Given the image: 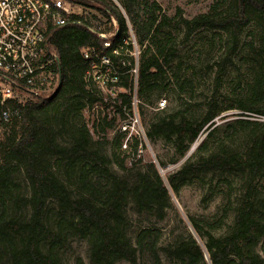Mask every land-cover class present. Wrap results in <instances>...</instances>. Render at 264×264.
Segmentation results:
<instances>
[{
  "label": "trees",
  "instance_id": "obj_1",
  "mask_svg": "<svg viewBox=\"0 0 264 264\" xmlns=\"http://www.w3.org/2000/svg\"><path fill=\"white\" fill-rule=\"evenodd\" d=\"M74 1L96 9L115 27L109 30L111 36L99 37L89 30L84 16L81 23L49 27L57 88L49 98L15 102L20 119L0 123V264H66L64 253L71 239L86 243L89 264H162L160 255L168 264H264V122L239 118L227 123L223 138L231 139L239 131L238 148L215 138L217 127L209 130L192 155L166 177L169 188L154 163L127 166L120 156L127 147L136 153L143 141L136 135L127 138L126 130L110 142L93 138L91 129L104 135L112 124L104 117L89 128L82 120V112L102 98L84 75L97 55L107 56L118 73L115 87L123 89L118 97L132 110V97L141 99L163 83L165 67L176 56L168 30L173 19L155 0H118L123 13L111 0ZM178 23L186 37L206 28L223 33L233 48L241 44L250 80L238 107L264 115V0H213L206 13ZM132 34L141 47L137 63L125 54L133 48ZM85 49L94 50L88 59L82 56ZM221 111L211 100L199 119L182 111L168 113L152 121L144 136L169 142L174 163L186 157L201 130ZM228 175L238 178L233 205ZM213 181L222 199L221 187L229 190L224 210L233 211V222L227 233L211 232L222 226L225 211L214 220L187 217L201 242L185 228L164 241L156 222L165 217L170 190L177 193L190 182ZM129 207L154 222L139 221L133 231ZM72 264L84 262L75 256Z\"/></svg>",
  "mask_w": 264,
  "mask_h": 264
},
{
  "label": "rangeland",
  "instance_id": "obj_2",
  "mask_svg": "<svg viewBox=\"0 0 264 264\" xmlns=\"http://www.w3.org/2000/svg\"><path fill=\"white\" fill-rule=\"evenodd\" d=\"M116 8L123 13L118 0H111ZM164 14L172 18V24L168 30L173 36L172 45L176 50L174 60L165 67L164 81L160 83L153 92H149L139 99L132 97V110L127 109L118 97L123 89L115 87L111 93L107 88L99 89L101 103L82 112V120L89 128L106 117L111 122V127L98 136L91 129V135L94 139L100 137L104 141H111L116 134L126 128V137L136 135L143 141L144 147L139 144L136 153H133L129 147L126 152L120 156L125 159L127 166L136 165V168H142L148 162L154 163L163 181L169 188L166 177L176 171L187 157H190L195 147L203 141L209 130L217 127L214 136L217 139H225L224 127L236 119H246L251 121L264 122V115L254 114L244 111L238 107V100L245 98L246 84L250 80V71L248 65L243 60L241 44L233 48L230 43L225 42L224 34L219 31H212L206 28H198L192 31L190 35L185 36V29L179 24V20H190L200 14L208 11L213 0H155ZM92 24L99 26L105 34L112 31L114 23L109 22L99 11L92 7H81L78 11ZM247 30V29H245ZM246 31L242 34L243 38ZM132 49L126 50V55L133 57L135 62L140 55L141 47L136 43L133 34ZM136 70V68H135ZM216 101L223 109L213 119V124H207L199 133L197 141L189 149L186 157L172 163L173 148L169 142L161 139L149 141L145 138L144 132L147 126L159 116L182 111L185 115L199 119L204 112L209 101ZM234 105L232 109L224 110L227 106ZM237 130V129H236ZM225 143L232 148H238L242 145L241 133L233 134L232 138L225 139ZM107 149L108 146H106ZM124 147V146H123ZM162 162L163 167L159 166ZM117 170L115 166H111ZM119 171V170H117ZM120 172V171H119ZM118 172V173H119ZM231 182V196L229 200L233 205L234 198L238 196V178L233 175L226 176ZM214 182H206L204 185L195 182L183 185L177 193L170 190V204L165 210V217L162 221L156 222V226L162 229L163 240L171 239L175 234L182 230L190 233L192 229L187 222V217L207 218L214 220L224 214L227 206V193L229 190L224 186L223 196L217 194L213 188ZM264 185V180L261 181ZM26 189V188H25ZM23 189L25 192L26 190ZM128 214L131 219L132 230L134 231L141 221V224H151L154 219H147L146 216L138 217L129 207ZM51 223L53 222L50 221ZM233 222V211H226L222 226L212 230L215 236L224 235L229 230ZM194 234V233H193ZM198 242L200 239L194 235ZM87 246L83 240L71 239L64 253L66 264H72L75 256H80L84 264H89L86 257ZM258 250L261 253L260 246ZM162 264H168L162 255ZM141 263V261H140ZM124 264V263H118Z\"/></svg>",
  "mask_w": 264,
  "mask_h": 264
},
{
  "label": "built area",
  "instance_id": "obj_3",
  "mask_svg": "<svg viewBox=\"0 0 264 264\" xmlns=\"http://www.w3.org/2000/svg\"><path fill=\"white\" fill-rule=\"evenodd\" d=\"M81 7L74 0H0L1 124L9 125L20 119L15 102L46 99L54 93L59 74L54 69L56 54L48 44V28L59 29L70 21L81 23L78 12ZM87 23L89 30L99 37L112 35V32L103 33L89 20ZM93 52V49L82 50V56L88 59ZM132 71L136 74L135 69ZM117 80L118 73L105 55H97V61L90 62L84 75L90 87L97 90L105 87L111 93Z\"/></svg>",
  "mask_w": 264,
  "mask_h": 264
},
{
  "label": "water",
  "instance_id": "obj_4",
  "mask_svg": "<svg viewBox=\"0 0 264 264\" xmlns=\"http://www.w3.org/2000/svg\"><path fill=\"white\" fill-rule=\"evenodd\" d=\"M194 145H196V144H194ZM194 148V147H193ZM192 147H191V149H193ZM193 236H194V234L193 233H191Z\"/></svg>",
  "mask_w": 264,
  "mask_h": 264
}]
</instances>
